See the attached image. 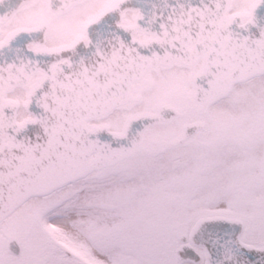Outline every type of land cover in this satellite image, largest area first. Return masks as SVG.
Segmentation results:
<instances>
[{"label":"snow or ice","instance_id":"obj_1","mask_svg":"<svg viewBox=\"0 0 264 264\" xmlns=\"http://www.w3.org/2000/svg\"><path fill=\"white\" fill-rule=\"evenodd\" d=\"M0 264H264V0H0Z\"/></svg>","mask_w":264,"mask_h":264}]
</instances>
